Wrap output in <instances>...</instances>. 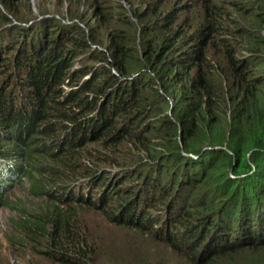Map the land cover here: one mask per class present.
Returning <instances> with one entry per match:
<instances>
[{
  "label": "trees",
  "instance_id": "16d2710c",
  "mask_svg": "<svg viewBox=\"0 0 264 264\" xmlns=\"http://www.w3.org/2000/svg\"><path fill=\"white\" fill-rule=\"evenodd\" d=\"M16 1L0 0L14 255L90 264L106 224L184 264H264V0H70L27 18Z\"/></svg>",
  "mask_w": 264,
  "mask_h": 264
},
{
  "label": "rangeland",
  "instance_id": "374dc122",
  "mask_svg": "<svg viewBox=\"0 0 264 264\" xmlns=\"http://www.w3.org/2000/svg\"><path fill=\"white\" fill-rule=\"evenodd\" d=\"M111 1L116 3L118 0ZM13 6V12L20 10L23 16H19L27 18L38 14L42 8H45L48 12L65 16V13L70 9L71 3L70 0H61V2L58 0H17L16 4L13 3ZM126 8L128 7L126 6ZM80 9L81 6L79 7ZM127 11H129V8ZM81 12L79 13L81 14ZM89 15L91 14L89 13L87 17L91 20V25L96 26L97 21L93 20L92 16ZM7 197L11 203L21 201L25 204H32L31 206L29 205V208L33 206L35 210L38 209L41 203L38 198L29 196L25 191L17 187L11 188ZM80 212L86 218L85 220L89 223L90 227H95L96 223L103 225L100 222L102 220L100 219L99 212H93L86 208H80ZM16 218L14 210L0 207V258L3 260V263L58 264L56 262L51 263L47 258L34 254L31 250L34 249V246H31V249H26L24 254L14 255V250L11 249L9 242L15 236L12 232L11 224ZM103 227H105L106 233L100 235L102 237L98 239L102 246L96 248L95 261L90 264H156L159 260L165 264H184L183 258L178 257V255L168 250V248L154 246L149 236L139 234L138 230L106 224ZM37 249L41 252L46 251V248L40 245V243L37 245Z\"/></svg>",
  "mask_w": 264,
  "mask_h": 264
}]
</instances>
